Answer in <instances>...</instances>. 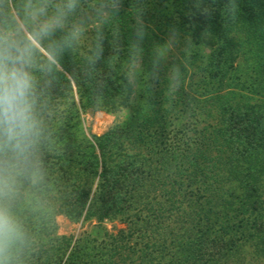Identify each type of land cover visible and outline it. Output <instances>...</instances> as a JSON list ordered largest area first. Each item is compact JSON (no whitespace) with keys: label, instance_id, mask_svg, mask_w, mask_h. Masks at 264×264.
Returning <instances> with one entry per match:
<instances>
[{"label":"trees","instance_id":"16d2710c","mask_svg":"<svg viewBox=\"0 0 264 264\" xmlns=\"http://www.w3.org/2000/svg\"><path fill=\"white\" fill-rule=\"evenodd\" d=\"M114 2L78 0L38 47L41 178L12 264H264V0ZM28 3L0 0V31L26 34ZM98 112L122 119L88 135Z\"/></svg>","mask_w":264,"mask_h":264},{"label":"clouds","instance_id":"9594fccd","mask_svg":"<svg viewBox=\"0 0 264 264\" xmlns=\"http://www.w3.org/2000/svg\"><path fill=\"white\" fill-rule=\"evenodd\" d=\"M77 6L78 0H66L49 17L46 4L33 7L29 0L32 27L27 33L0 31V264H12L15 252L27 241L24 225L13 211L20 188L25 181L41 178L37 153L45 124L33 73L38 47L64 26ZM119 7L120 0H115L113 8ZM231 7L234 11L236 5ZM99 11L105 14L108 5L102 4ZM78 33L74 27L70 35L75 39ZM47 60L57 62L55 50L49 49Z\"/></svg>","mask_w":264,"mask_h":264},{"label":"rangeland","instance_id":"374dc122","mask_svg":"<svg viewBox=\"0 0 264 264\" xmlns=\"http://www.w3.org/2000/svg\"><path fill=\"white\" fill-rule=\"evenodd\" d=\"M122 116L119 115L118 117L107 115L101 112L94 114L93 116H87L85 118V129L88 135H100L104 131L107 130L109 126H111L114 122H118ZM59 224V233L60 234H76L80 231V224L74 225L70 224L66 219L63 217H58L57 219ZM120 228V225L116 226ZM108 228L112 229L110 225Z\"/></svg>","mask_w":264,"mask_h":264}]
</instances>
